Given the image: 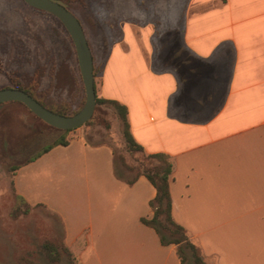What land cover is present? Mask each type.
Instances as JSON below:
<instances>
[{
  "label": "crops",
  "instance_id": "crops-1",
  "mask_svg": "<svg viewBox=\"0 0 264 264\" xmlns=\"http://www.w3.org/2000/svg\"><path fill=\"white\" fill-rule=\"evenodd\" d=\"M163 3L180 43L147 49L149 22H122L98 96L127 106L146 152L170 155L173 217L207 264H264V0ZM85 126L21 164L16 194L60 218L75 264H182L142 221L156 187L118 178L113 144Z\"/></svg>",
  "mask_w": 264,
  "mask_h": 264
},
{
  "label": "rangeland",
  "instance_id": "rangeland-1",
  "mask_svg": "<svg viewBox=\"0 0 264 264\" xmlns=\"http://www.w3.org/2000/svg\"><path fill=\"white\" fill-rule=\"evenodd\" d=\"M75 1L65 2L83 22L95 58V82H99L112 46L122 41V22L134 20L143 26L149 22L148 31L155 33L150 40L142 42V47L148 49L151 45L156 52L165 42H173L181 29V25L174 29L171 22L162 23L171 11L170 7H164L163 0ZM51 22V17L24 0H0V59L5 68L19 77L17 79L28 87H35V95L43 102L71 113L85 98L78 62L72 45L66 46L59 35H55L57 32L53 31ZM59 42L63 43L64 52L69 49L65 60L75 74L72 87L57 86L55 82ZM3 84L10 85V82L0 73V85ZM96 88L98 96L99 87ZM95 109L93 121L85 126L90 139L112 143L118 153L133 162L135 157L125 149L113 108L97 104ZM65 133L44 122L20 102L0 103V264H70L64 254L60 260H51L43 248L47 240L62 241L60 218L43 205L26 208L18 201L13 185L14 167L43 152Z\"/></svg>",
  "mask_w": 264,
  "mask_h": 264
},
{
  "label": "trees",
  "instance_id": "trees-1",
  "mask_svg": "<svg viewBox=\"0 0 264 264\" xmlns=\"http://www.w3.org/2000/svg\"><path fill=\"white\" fill-rule=\"evenodd\" d=\"M64 1H67L70 4L72 2L73 3L77 2L75 0H64ZM69 9L73 11L70 7ZM36 10L44 14H47L49 17H51L52 20L51 23L53 24L52 25L53 31L57 32L55 33V35L56 36L59 35L61 40L65 42L66 46H68L70 43L75 51L73 41L67 29L65 28L64 24L60 21V19L46 11H42L39 9ZM80 21L83 25L81 19ZM173 43L177 44L178 43L177 39H174ZM62 46L63 43L59 42V50H58L59 59L57 61V67L55 69L54 78L57 86L65 85L70 87L71 85L72 87V85H74L75 83V74L71 68L69 69L68 64L65 60L67 57V52L69 53V49L66 50L67 52L66 51L64 52ZM76 59H77V55H76ZM2 63L3 61L2 59H0V73L4 74L7 77V79L10 82V85L3 84L0 85V88L13 86L19 89H23L28 93H30L33 97L38 99L47 108L61 114H73L76 111H78L85 102V98H84L81 106L76 111H73L71 113H68L66 110L61 108H54L53 106H50L45 102H43L38 96L35 95L34 93L35 87L33 86L28 87L26 84L20 81V79H17L19 77L14 72H12L8 68H5L2 65ZM77 69H78L80 81L82 83L79 66ZM95 71H96V66H95V58H94V74L96 73ZM82 88L85 97V90L83 83H82ZM97 104H105L113 108L121 126V133L124 139L125 149L130 155L135 157L133 162H129L126 156L123 153L122 154L120 152L118 153L116 148L113 146L114 168L117 177L131 184L135 182L140 175L143 174L156 187L157 190L156 196L150 202L152 208L154 209V214L151 218L142 217V221L145 224L152 226L157 231L158 235L160 236V240L162 244L167 245L174 243L177 245V252L181 258L182 264H207V262L204 259V255L202 253L200 246L190 239L186 228L180 223H178L173 217V213H172L173 202H172V196L170 190L171 175L173 172V161L170 155L166 152L148 153L145 151L144 147L135 139L134 135L132 134L130 123L128 120V108L125 104L113 98H106L99 96H97ZM93 119H94V115L85 124L89 125V123H91ZM69 130L71 129H65L64 131L67 132ZM59 143L66 144L65 135L62 136L60 140L56 139L51 144H49L43 150V152L47 151L53 145ZM41 153L37 154L33 158H29L23 161L21 164L33 160L34 158L38 157ZM19 166L14 167V172ZM16 196L18 201L24 203L27 206L26 208L31 206L21 196H19L18 194H16ZM36 205H42V204H36ZM43 248L45 249L47 256L51 260H60L64 254L70 260V264H75L72 252L63 244V241L53 242L51 240H47L43 243Z\"/></svg>",
  "mask_w": 264,
  "mask_h": 264
},
{
  "label": "water",
  "instance_id": "water-1",
  "mask_svg": "<svg viewBox=\"0 0 264 264\" xmlns=\"http://www.w3.org/2000/svg\"><path fill=\"white\" fill-rule=\"evenodd\" d=\"M24 2L35 9L53 14L64 24L75 47L85 90V102L75 113L61 114L44 106L27 91L10 86L0 88V103L21 102L44 122L59 129L81 126L92 118L97 105L94 58L85 29L80 19L69 9L68 3L64 0H24Z\"/></svg>",
  "mask_w": 264,
  "mask_h": 264
}]
</instances>
